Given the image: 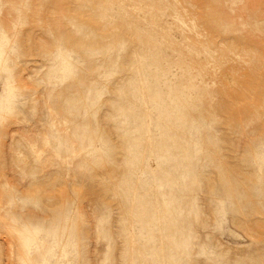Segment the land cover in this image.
I'll return each mask as SVG.
<instances>
[{
	"label": "rangeland",
	"instance_id": "1",
	"mask_svg": "<svg viewBox=\"0 0 264 264\" xmlns=\"http://www.w3.org/2000/svg\"><path fill=\"white\" fill-rule=\"evenodd\" d=\"M6 72L0 264H264V0H0Z\"/></svg>",
	"mask_w": 264,
	"mask_h": 264
},
{
	"label": "bare ground",
	"instance_id": "2",
	"mask_svg": "<svg viewBox=\"0 0 264 264\" xmlns=\"http://www.w3.org/2000/svg\"><path fill=\"white\" fill-rule=\"evenodd\" d=\"M6 57H7V51L2 52V60H5ZM10 77H11L10 74L6 72V74L4 73V76L0 78V80L7 81ZM32 150L34 151L36 157L39 158V154L34 150V148H32Z\"/></svg>",
	"mask_w": 264,
	"mask_h": 264
}]
</instances>
